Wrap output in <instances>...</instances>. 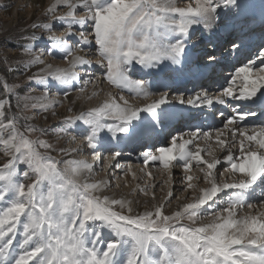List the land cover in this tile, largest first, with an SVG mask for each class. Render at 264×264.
<instances>
[{"label":"snow or ice","instance_id":"1","mask_svg":"<svg viewBox=\"0 0 264 264\" xmlns=\"http://www.w3.org/2000/svg\"><path fill=\"white\" fill-rule=\"evenodd\" d=\"M43 16L20 37L27 42L19 46L26 58L8 68L27 76L32 87L21 94L5 82L7 98H0V151L7 157L0 165V264H264V210L254 211L264 208V121H249L264 116V0L259 15L251 0H54ZM257 24L262 34L256 57L249 56L230 84L214 94L178 95L173 103L167 92L152 91L153 81L144 78L152 76L159 87L168 88V73L203 77L221 56L239 60L252 46ZM196 29L208 35L222 29L227 52L218 53L209 42L202 57L191 56ZM41 40L45 47L36 46ZM45 55L67 67L46 63ZM97 67L100 75H94ZM134 72L142 75L133 78ZM104 83L120 94L109 93L76 114L69 106L62 126L52 129L72 142L79 134L93 162L51 155L71 157L82 149L57 150L41 138L49 130L29 121L55 116L77 85V99L98 98ZM36 86L39 95L32 94ZM135 100L151 102L138 105ZM215 105L230 109L227 116L216 113L223 117L220 128L182 132L167 146L142 153L145 166L155 162L169 172L182 167L191 173L195 165L208 185L199 196L166 214L173 197L169 189L141 214L134 213L132 200L103 194L110 181L95 179L94 171L104 147L102 134L112 140L140 139L183 119L187 108ZM32 134L38 135L32 139ZM209 141L225 152L223 160L214 156ZM120 155L109 154L107 166ZM225 171L241 178L223 180ZM194 179L201 178L184 177L182 191L195 190ZM140 191L150 195L149 188ZM151 197L156 199L155 192Z\"/></svg>","mask_w":264,"mask_h":264},{"label":"bare ground","instance_id":"2","mask_svg":"<svg viewBox=\"0 0 264 264\" xmlns=\"http://www.w3.org/2000/svg\"><path fill=\"white\" fill-rule=\"evenodd\" d=\"M49 1V0H48ZM34 3V2H33ZM29 0H21L20 4L16 8V12L27 10L32 12L34 5ZM54 3V0H50L49 5ZM256 14L259 15V10L256 11ZM223 30L216 31L212 35H208L203 29H198V35L195 33H192V44L189 46V54L193 56L194 58L202 57V55L198 56L197 53L204 49L200 48L204 46L205 43L208 41H218L220 43L223 42L224 36ZM59 33V32H58ZM60 34V33H59ZM46 44V42H44ZM199 48V49H197ZM42 59L45 60L46 63H51L54 66H60V67H67V65L60 59L54 58L49 55H45L42 57ZM259 63V62H257ZM238 70V69H237ZM236 70V71H237ZM103 70L100 68H96L94 75H100V73ZM231 74L224 75V78L221 83V88L217 90L215 87H210L209 90H199L201 91H208L209 93H216L220 91L222 88L227 87L231 80L234 78L235 72ZM137 73H132V75H136ZM182 75L177 74L176 78L168 73L167 79L168 83L172 86L169 90H163L161 89L156 83L155 78L152 76L145 75L144 78L153 81V83L150 85V88L152 91H163L167 92L169 97L172 99L173 103H176L175 97L179 94L177 91H174L173 87L176 86L179 83L185 82L184 79H180ZM179 81V83H178ZM240 84V80L237 79L236 85L234 87H238ZM103 87V93L98 97L94 98L91 101H87L86 99H77V96H79L78 88L79 85L76 86V90H73V93L68 101L65 102V104H68V106L76 105L78 107V113L82 110H87L89 107H94L100 104L104 99H106L107 95L110 93L112 95H119V90L111 87L110 85L104 83L102 85ZM92 91V88L89 87V92L84 94L85 96L87 94H90ZM194 93V94H196ZM124 95L128 96L129 94L127 92L123 93ZM193 94V95H194ZM51 95L59 96L60 94L56 91H53ZM191 96V95H188ZM186 96V98L188 97ZM158 96L152 97V99H158ZM134 103L138 105H143L145 103H150L151 101H143V100H135ZM177 107H184L177 104ZM218 107H224L221 105H215L213 109H198V108H187L184 112V118L178 119L171 124H168L164 126L161 129H158L156 132L152 133L148 137H154L156 133H161V135L165 136L166 143L164 146H167L173 136H177L182 132H188L190 130L200 128L201 131H211L212 129L210 127H206V118L208 113H214ZM228 109L227 107H224ZM145 115V114H142ZM218 118L220 116H217ZM192 119L190 122V128L187 130L184 129V123L188 119ZM57 122V121H56ZM55 122V123H56ZM223 119L218 123V127L220 128L222 125ZM248 121H246L247 123ZM177 124V126L175 125ZM74 131V130H73ZM105 137L104 147L101 150V159H98L94 161V171H95V179L100 180H108L110 181L109 188L106 189L105 193L110 197L117 198V199H130L133 201V209L136 210L139 207V204L144 201L145 210L150 209L155 204L159 203L163 197L166 196V193L169 189L173 191V197L171 199V203L166 207V209H171L172 211L178 210V207L182 205L185 202H190L191 198L193 196H199L200 195V189L208 187V185L204 184L202 181V173L196 168L195 165H193V170L191 173H186L183 171L182 167H173L171 171L163 169L162 166H158L155 162H150L147 166L143 164V156L137 157L131 153H128L127 151H120L117 149L121 145V141L124 139H117L112 140L109 136V134L104 133L102 134ZM143 137L140 139H137L138 141H142ZM208 144L213 149V154L216 158H219L223 160V157L225 155V152L221 150L217 145H215L214 142L209 141ZM205 146V142L201 141V147ZM78 147L82 149L81 152L74 153V158L76 159H83L88 160L89 162H93L91 155L89 154L91 152L90 149L86 147L85 142L83 141L82 137L78 134L77 140L73 142L72 148ZM149 147V146H148ZM120 152L121 155L117 157L115 160L111 161V166H107L108 162L105 159L109 154L113 152ZM233 153L235 154L237 152V148L232 149ZM151 152H155V149ZM66 157H60L59 159H64ZM211 158V157H206ZM117 162L119 166H117ZM225 165L222 163L220 166H218V173L223 169ZM133 173L135 174V179H133ZM148 173H151V176L148 175ZM187 175H193L194 177H200L201 179L197 180L194 179L193 183L196 185V189H188L187 191H182L186 187V181L182 183V180ZM221 179L226 180L228 182H232L233 180L240 179L241 177L239 175H234L230 172H223L220 176ZM151 185H154L155 187H149ZM142 188H149L150 195L144 196L142 192L140 191ZM155 192L156 199L153 200L151 197V193ZM264 210V208H258L254 211H261ZM126 212V209L124 210ZM203 211V209H201Z\"/></svg>","mask_w":264,"mask_h":264},{"label":"rangeland","instance_id":"3","mask_svg":"<svg viewBox=\"0 0 264 264\" xmlns=\"http://www.w3.org/2000/svg\"><path fill=\"white\" fill-rule=\"evenodd\" d=\"M20 1L21 0H0V98H7V95L3 90V84L5 82L10 85H14L16 90L21 94H25V89H30L32 87V85H30L27 81V76H17L15 72H9L8 68L16 67L22 63L23 59L26 58L24 57L19 46L27 42L22 40L20 37L29 34L32 31V29L29 27L32 23L44 21L45 18L43 16V12L44 9L49 6L50 2V0H29L32 3L34 2V8L32 12L23 10L15 13ZM251 2L255 5V11H258L261 0H251ZM180 6H183V4H180ZM193 33L197 34L198 29H196ZM40 34V32H37V35ZM57 35H59L58 32ZM44 42L45 41L43 40L37 41L36 46L45 47ZM37 70L38 68L32 69V71ZM30 74L31 73H28V75ZM36 87L37 91L32 93L33 95L40 94L39 87ZM68 107V104H64V107L58 108L57 114L55 116H52L50 113L46 114L47 119L44 118V115H40L35 120L29 121V123L34 124L38 128H45L49 130L47 134L41 138L48 140V142L53 144L57 150L60 148L69 149L72 148L73 145V142L70 141L68 136H64L58 131H52V129H58L62 126V122L66 115H69L67 112ZM71 107L74 110L72 114H76L78 107L76 105H72ZM26 114L32 115L31 112ZM37 135L38 134H32L31 138L35 139ZM50 154L55 156L57 159L60 157H66L58 155L57 152H51ZM66 158H74V155ZM6 161L7 157L4 156L2 151H0V165ZM21 168H23V166H21ZM116 210L120 211L118 207ZM144 211L145 205L143 201L139 204L138 209L134 210V213L139 212L142 214ZM172 212L173 211L171 209H166V214H171ZM20 239H22V237L18 233L17 241Z\"/></svg>","mask_w":264,"mask_h":264}]
</instances>
